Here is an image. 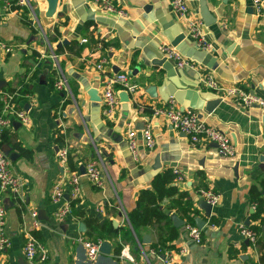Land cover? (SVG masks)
<instances>
[{
    "label": "crops",
    "instance_id": "1",
    "mask_svg": "<svg viewBox=\"0 0 264 264\" xmlns=\"http://www.w3.org/2000/svg\"><path fill=\"white\" fill-rule=\"evenodd\" d=\"M114 1L122 15L106 12L88 0H58L51 15L46 0H29L27 7L0 0V41L13 46L10 52L0 48V89L26 90L25 96L16 99V107L28 118L21 122L8 115L3 134V150L11 148L17 154L10 159L11 169L23 188L17 198L0 192L10 239L0 252V264H162L150 245L170 223L134 229L129 214L139 209L138 193L151 188L153 176L165 169L183 174V181H175L178 191L186 192L198 209L194 225L198 218L204 221L202 241L195 243L173 205L177 195L160 202L177 228L173 249L186 248L184 254L174 256V264H260L258 245L241 233L240 226L259 224L253 217L251 186L261 191L264 201V160L260 159L264 156V111L216 96L202 84L201 76L210 73L220 84L264 97V0L260 12L253 0H185L189 17L201 20L210 50L196 47L187 18L170 9L171 0ZM200 3L207 5L215 18L213 24L204 23ZM161 44L175 47L196 69L177 68L160 54ZM57 46L62 49L58 53L54 52ZM52 52L56 62L50 57ZM103 57L107 62L97 69ZM116 73H125L139 85L135 97L142 106L152 107L173 97L180 107L196 111L203 122L227 134L235 156H222L206 140L191 144L164 117L139 110L133 98L121 99L127 93L122 89L117 91L120 103L107 116L101 87ZM58 74L67 83L62 90L54 87ZM150 86L155 96L149 94ZM91 89L97 91L99 100L91 99ZM128 122L137 130L134 155L125 139ZM146 128L155 140L152 150L145 147L142 137ZM63 147L78 172L80 165L95 162L103 185L96 187L82 176L72 205L70 200V214L59 220L56 214L64 202L54 203L51 194L69 169L57 155ZM156 157L160 168L153 169ZM206 189L220 196L208 215L200 207V194ZM174 217L184 223L175 226ZM94 219L100 224L110 222L114 235L107 240L110 253H99L96 261L89 259L80 241L87 230L86 220ZM32 231L40 234L47 254L44 262L29 263L24 257L23 245ZM256 235L257 240L264 238V225ZM117 244L121 245L119 256L114 254Z\"/></svg>",
    "mask_w": 264,
    "mask_h": 264
},
{
    "label": "built area",
    "instance_id": "2",
    "mask_svg": "<svg viewBox=\"0 0 264 264\" xmlns=\"http://www.w3.org/2000/svg\"><path fill=\"white\" fill-rule=\"evenodd\" d=\"M88 1L98 5L106 12L117 13L120 15L123 14L122 10L117 7L114 0ZM14 2L20 7H27L29 5V0H14ZM253 3L256 11L260 12L261 0H253ZM170 9L176 11L182 17L187 18L188 29L196 47L205 50H210L212 48L211 43L206 40L203 33L201 20L189 17V7L185 0H171ZM82 41H86V39H83ZM0 48L4 49L6 52H10L13 49V46L0 41ZM158 50L163 57L173 61L177 68L196 69V66L192 61L185 59L183 55L170 44H161ZM50 57L54 60V62L57 61V55L54 52L51 53ZM106 62V57L101 58L99 63L96 65V68L101 69L103 64ZM201 82L206 88L214 92L216 96L228 98L232 100L237 106L246 108L258 107L264 111V97L257 96L234 85L220 84L210 73L203 74L201 76ZM54 87L59 90L67 87L66 80L62 74H58V78L54 83ZM119 89L126 91L130 98H133V101L139 110L144 109V106H142L135 97L139 90V85L130 81L125 73H116L107 77L101 87L102 104L104 107V112L107 116H111L120 103L117 96V91ZM17 97V94L14 92L0 89V192H8L14 198H17L20 195L23 188V182L12 171L10 159L4 153L2 142L4 131L9 125L8 115L13 114L21 122H27L28 118L25 112L17 109L16 107ZM151 108L152 110L150 115L152 117H164L175 130L184 134L189 139L191 144L195 145L202 140H206L215 144L222 156H235V147L225 132L203 122L199 118L196 111L189 108L180 107L173 97H169L160 104L152 106ZM136 136L137 130L134 128L131 122H128L125 129V139L133 155L135 154L136 148ZM142 137L144 139L145 147L148 150H152L155 146V140L151 129H144ZM57 155L61 165L67 167V148H61ZM173 173L176 176L175 181L181 182L184 180L183 174L178 169H173ZM82 176H86L96 187H102L103 185L101 170L95 162L91 161L85 165L84 175H81L77 170L67 169L58 183L55 185L51 194V200L54 203L61 200L64 202L63 206L56 214L57 219L62 220L70 214V200L76 199L77 192L80 187V179ZM66 192L68 193L67 198L64 197ZM200 196L211 206L216 205L219 202L220 197L219 194L212 189H206L202 191ZM210 226L212 227L214 225L210 223ZM185 228L193 242L200 243L202 241V228L190 223H186ZM240 231L251 241L254 246H256L257 235L254 230L250 229L246 225L241 224ZM80 241L86 248L89 259L96 261L100 253L99 246L101 245L102 241H84L82 238ZM9 245L10 239L5 233V208L0 203V252H2ZM155 252V250H151V253ZM185 252V247H181L178 250H166L163 253L164 258L161 259V263L174 264V256L178 254H184ZM23 254L29 263H35L38 261L44 262L47 260V254L44 251L43 244L39 242L32 234H29L24 242Z\"/></svg>",
    "mask_w": 264,
    "mask_h": 264
},
{
    "label": "trees",
    "instance_id": "3",
    "mask_svg": "<svg viewBox=\"0 0 264 264\" xmlns=\"http://www.w3.org/2000/svg\"><path fill=\"white\" fill-rule=\"evenodd\" d=\"M69 49V48H68ZM60 46L55 47L54 52L58 53L61 51ZM17 94V98L25 96L26 90L21 87L19 89H4ZM144 112L150 114L152 108L144 106ZM60 138V136H59ZM21 153L27 155L26 150H23L20 146H17ZM67 164L69 169L74 170L75 167L72 163L71 156L68 154ZM175 174L172 169H165L161 172L156 173L151 181V188L143 189L138 193L137 204L138 210H135L129 214V220L134 229L144 226H154L165 221L167 229H162L159 240L152 243L150 246L157 254L161 255L166 250L173 249L174 238L177 237V228L171 225L169 216L160 208V202L166 197H177L173 200V205L177 208L176 211L180 216L185 219L186 223L194 224V217L198 214V209L193 207V203L190 200L186 192L178 191L175 184ZM250 197L255 204L253 217L259 220L258 225H250L249 228L255 232H260L262 225H264V201L261 195V191L256 186L250 187ZM71 200V205H72ZM87 230L81 237L84 241H107L110 240L114 235L110 222L100 224L97 220H86ZM31 234L42 243L40 234L38 231H32ZM125 236V235H122ZM258 252H259V263L264 264V238H258L257 240ZM121 251V245L117 244L114 248L115 256H119Z\"/></svg>",
    "mask_w": 264,
    "mask_h": 264
},
{
    "label": "water",
    "instance_id": "4",
    "mask_svg": "<svg viewBox=\"0 0 264 264\" xmlns=\"http://www.w3.org/2000/svg\"><path fill=\"white\" fill-rule=\"evenodd\" d=\"M46 1L48 3L47 13H48V15H51L54 12L55 8H56L58 0H46ZM199 11H200V15H201V17H202V19H203V21H204V23L206 25H211V24H213L215 22V18L213 17L211 12L208 10L207 5L205 3H200ZM64 43H66V40L62 41L59 45L64 44ZM171 62L173 63V61H171ZM152 64H159V63L158 62H152ZM136 69H138V68H136ZM149 94L151 96H155V89H154L153 86L149 87ZM89 95L91 96L92 100H96V101L99 100V97L97 96V91L95 89H91L89 91ZM129 97L130 96H129L128 93H125L124 97H123V95H121V99H123V100H125V99L128 100ZM207 111L210 112V108H207ZM214 146L216 147L215 144H214ZM4 153L11 160H13L17 156L16 153L11 152V148H8L7 150H4ZM260 159L264 160V156L263 155L260 156ZM157 168H160V163L158 162V157L155 158V164L153 165V169H157ZM78 169H79V173L81 175L85 174V166L84 165H80ZM65 197L67 198V195H65ZM200 207L203 210H205L207 215L211 211V205L209 203H207L205 200H201L200 201ZM183 223H184L183 220H181L178 217H174L175 226L180 227ZM114 224L116 225V222H114ZM203 224H204L203 220H200L199 218L196 220V225L198 227L202 228ZM82 227H83V224H80V229H82ZM110 250H111L110 242H108L106 240L102 241L101 245L99 246V252L103 253V254H109ZM160 258L163 259L164 255L161 254Z\"/></svg>",
    "mask_w": 264,
    "mask_h": 264
}]
</instances>
